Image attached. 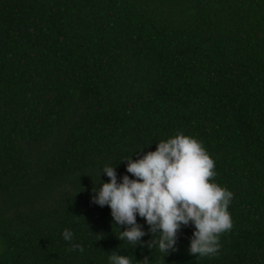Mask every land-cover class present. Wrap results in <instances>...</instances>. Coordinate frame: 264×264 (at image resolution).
<instances>
[{
    "label": "trees",
    "instance_id": "1",
    "mask_svg": "<svg viewBox=\"0 0 264 264\" xmlns=\"http://www.w3.org/2000/svg\"><path fill=\"white\" fill-rule=\"evenodd\" d=\"M177 131L234 194L214 257L189 255L191 225L167 254L119 241L90 203L105 165L119 181L122 160ZM112 251L264 264V0H0V264H109Z\"/></svg>",
    "mask_w": 264,
    "mask_h": 264
},
{
    "label": "clouds",
    "instance_id": "2",
    "mask_svg": "<svg viewBox=\"0 0 264 264\" xmlns=\"http://www.w3.org/2000/svg\"><path fill=\"white\" fill-rule=\"evenodd\" d=\"M155 144V151L143 153L136 160L126 157L121 161L129 175H122L119 181L115 166L105 165L100 175H105L108 182L99 180V187L92 188L90 203L107 206L114 224L123 226L116 237L119 241L135 247L146 244L149 249L158 246L167 254L175 250L181 228L191 225L194 231L189 255L216 256L221 234L233 227L228 209L234 194L214 182L215 162L199 140L177 131ZM137 216L148 226L147 233ZM148 234L153 239L142 242ZM62 236L70 242L68 251L83 252L80 244L71 243L70 230L65 229ZM108 260L109 264H133V259L115 251L110 252ZM135 262L149 264V258Z\"/></svg>",
    "mask_w": 264,
    "mask_h": 264
}]
</instances>
